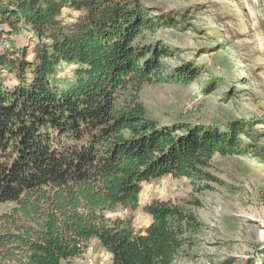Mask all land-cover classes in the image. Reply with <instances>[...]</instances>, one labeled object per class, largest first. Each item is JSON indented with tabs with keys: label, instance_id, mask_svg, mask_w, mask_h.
<instances>
[{
	"label": "trees",
	"instance_id": "1",
	"mask_svg": "<svg viewBox=\"0 0 264 264\" xmlns=\"http://www.w3.org/2000/svg\"><path fill=\"white\" fill-rule=\"evenodd\" d=\"M65 9L77 13L72 23ZM148 17L140 0H0V37L5 25L34 39L31 60L25 49L0 54V69L16 81L8 86L0 72V204L15 205L0 215L2 264H67L91 240L112 264H173L192 246L197 217L170 201L143 208L144 229L132 216L108 217L138 209L142 182L207 178L213 154L235 153L227 134L147 116L138 96L145 83L194 76L162 73L166 50L141 41L154 31ZM61 63L74 66L73 81L58 90Z\"/></svg>",
	"mask_w": 264,
	"mask_h": 264
},
{
	"label": "rangeland",
	"instance_id": "2",
	"mask_svg": "<svg viewBox=\"0 0 264 264\" xmlns=\"http://www.w3.org/2000/svg\"><path fill=\"white\" fill-rule=\"evenodd\" d=\"M140 3L155 25L142 43L166 50L158 57L162 73L194 75L189 82L153 78L145 83L138 96L147 116L160 125H185L203 136L227 134L235 153L213 154L203 169L207 178L168 175L142 182L138 209H118L108 217L132 216L134 227L144 229L151 219L143 208L155 200L170 201L194 214L199 223L197 232L190 234L192 246L173 264H264V32L251 0ZM259 4L264 17V0ZM76 16L70 9L63 12L66 23ZM2 29L0 44L8 45L6 51L25 49L31 60L34 39L28 31L9 32L5 25ZM73 69L65 63L56 68L53 83L58 90L72 83ZM0 72L8 86L16 83L6 68ZM132 93L131 87L122 91L119 104ZM14 206L0 204V215L11 213ZM99 245L91 240L73 264L108 263L104 254L99 256L108 253Z\"/></svg>",
	"mask_w": 264,
	"mask_h": 264
},
{
	"label": "water",
	"instance_id": "3",
	"mask_svg": "<svg viewBox=\"0 0 264 264\" xmlns=\"http://www.w3.org/2000/svg\"><path fill=\"white\" fill-rule=\"evenodd\" d=\"M251 3H252V8H253L255 17L257 18L258 23L264 32V17L261 14V7L259 4V0H251Z\"/></svg>",
	"mask_w": 264,
	"mask_h": 264
},
{
	"label": "crops",
	"instance_id": "4",
	"mask_svg": "<svg viewBox=\"0 0 264 264\" xmlns=\"http://www.w3.org/2000/svg\"><path fill=\"white\" fill-rule=\"evenodd\" d=\"M1 27H2V25H1ZM95 242H96V244H99L98 243V241L97 240H94ZM100 246V245H99ZM101 250H103V249H101ZM102 252V253H101ZM100 252V254H99V256L101 255V254H104L105 256H106V258H107V260H108V263H106V264H112V262H111V255L110 254H108V253H105L104 251H101ZM104 252V253H103ZM81 257H79V259H80ZM78 258H75V259H73V260H70L67 264H73L74 263V261H77V260H79ZM94 264H101V262H99V263H95L94 262Z\"/></svg>",
	"mask_w": 264,
	"mask_h": 264
},
{
	"label": "built area",
	"instance_id": "5",
	"mask_svg": "<svg viewBox=\"0 0 264 264\" xmlns=\"http://www.w3.org/2000/svg\"><path fill=\"white\" fill-rule=\"evenodd\" d=\"M7 48H8V45L6 43H4L3 45L0 44V54L6 51Z\"/></svg>",
	"mask_w": 264,
	"mask_h": 264
},
{
	"label": "bare ground",
	"instance_id": "6",
	"mask_svg": "<svg viewBox=\"0 0 264 264\" xmlns=\"http://www.w3.org/2000/svg\"><path fill=\"white\" fill-rule=\"evenodd\" d=\"M252 12H253V14H254L253 8H252ZM261 14H262V13H261ZM254 16H255V14H254Z\"/></svg>",
	"mask_w": 264,
	"mask_h": 264
}]
</instances>
